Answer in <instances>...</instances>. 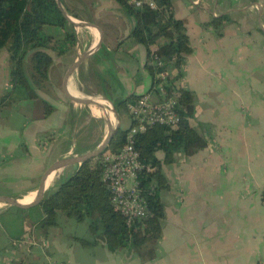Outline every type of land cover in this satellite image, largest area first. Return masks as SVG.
Wrapping results in <instances>:
<instances>
[{"label":"crops","instance_id":"crops-1","mask_svg":"<svg viewBox=\"0 0 264 264\" xmlns=\"http://www.w3.org/2000/svg\"><path fill=\"white\" fill-rule=\"evenodd\" d=\"M60 1L72 21L48 31L59 37L73 32L76 43L62 55L49 52L53 60L43 84L49 83L57 61L62 65V89L69 98L84 102L66 77L79 60L73 80L92 101L101 99L105 109L88 106L91 115L105 116L107 124L109 117V127L113 124L108 116L113 113L110 103L115 106L133 96L124 107L129 128L128 104L144 94L159 98L147 49L130 36L133 15L116 0ZM170 2L192 49L176 80L191 92L195 111L189 123L206 146L188 156L177 151L168 163L163 162L162 151L155 153L167 182L159 191L164 217L155 257L142 261L128 238L111 251L100 225L92 232L88 219L78 220L63 211L56 212L54 225L42 226L28 215L33 206L22 212L1 208L0 264H264V0ZM213 19L217 22L212 23ZM167 44V39L160 38L149 46L150 52ZM0 66L5 69L1 96L11 87L5 48L0 49ZM171 69L175 76L176 69ZM43 98L55 107L47 118L32 120L31 101L20 100L19 111L29 119L19 132L20 139L0 132V175L16 174L24 180L33 171L44 173L56 160L91 151L88 144L80 149L72 145L78 133L69 113L76 108ZM10 105L0 109V131L9 128L11 114L4 109ZM114 116L119 124L116 110ZM45 132L54 138L48 145L43 142ZM76 167L71 164L54 172L50 188ZM20 187L17 193L0 196L33 198L37 186ZM81 239L90 243L83 244Z\"/></svg>","mask_w":264,"mask_h":264},{"label":"trees","instance_id":"trees-1","mask_svg":"<svg viewBox=\"0 0 264 264\" xmlns=\"http://www.w3.org/2000/svg\"><path fill=\"white\" fill-rule=\"evenodd\" d=\"M116 1L126 6L133 15L135 26L130 36L146 47L147 56L150 54V45L160 38L168 40L166 46L158 47L156 51L176 69V77H180V65L192 49L183 21L173 16L170 0H155L156 9H135L128 4V0ZM216 22L213 19L212 23ZM66 25L68 21L56 0H0V49L5 48L8 52L11 85L0 96V108L17 99H30L32 120L45 119L55 110L49 101L36 93L35 86L48 80V70L53 60L48 50L62 55L75 45L73 32H65L59 37L48 31V28H64ZM148 66L153 70L155 78V68ZM174 93L178 96V126L171 130L164 125H154L134 137V146L144 165L137 173L138 189L147 207L144 219L127 228L123 217L113 209L109 190L102 180L103 155L118 152L126 140L128 128L122 130L118 127L103 152L77 165L67 179L43 196L37 204L42 211L38 222L42 226L54 225L57 211L73 215L78 220L86 218L92 232L99 225L102 227L103 239L109 250L115 251L128 238L142 261L153 259L156 255L155 242L161 235L164 217L159 191L167 187L160 167L161 161L155 153L162 151L163 162L168 163L173 160V154L177 151L188 156L206 146V140L189 123L195 111L191 92L179 87ZM132 98L130 96L117 102L115 110L120 106L125 107ZM146 166L150 169H146ZM80 241L83 244L90 243L83 239Z\"/></svg>","mask_w":264,"mask_h":264},{"label":"built area","instance_id":"built-area-1","mask_svg":"<svg viewBox=\"0 0 264 264\" xmlns=\"http://www.w3.org/2000/svg\"><path fill=\"white\" fill-rule=\"evenodd\" d=\"M128 4L135 9L157 8L155 0H128ZM148 60V64L155 68L159 98L153 100L150 95L144 94L128 104L132 123L125 143L118 152H107L102 158V180L109 190L113 209L123 217L127 228L147 215L146 202L137 182V173L144 165L134 146V137L154 125L175 129L180 121L178 96L174 93L179 88L176 74H172V67L156 50H151ZM145 168L150 169L149 166ZM262 202L264 204V192Z\"/></svg>","mask_w":264,"mask_h":264},{"label":"rangeland","instance_id":"rangeland-1","mask_svg":"<svg viewBox=\"0 0 264 264\" xmlns=\"http://www.w3.org/2000/svg\"><path fill=\"white\" fill-rule=\"evenodd\" d=\"M48 52H52L51 50H48ZM53 56L57 55L54 51L52 52ZM61 64H58L57 61L54 63V73L50 75L49 83L41 84L40 86H35L36 93L43 98V96H47L48 98H53L55 101H62L65 102L67 105L76 108L77 111H74L73 113H69V116H71L70 121L73 124V128L77 130V135L75 136V139L72 145H75L77 148H82L83 144H88L92 149H94L106 136L108 131V124L104 120V116L102 115H91L90 109L88 106L80 105V104H73L71 101L67 98V96L64 94L62 89V71H61ZM27 69L28 66L26 65ZM28 73V71H27ZM62 75V76H61ZM5 77V69L3 66H0V81L4 82ZM70 81H73L75 87L81 95L84 98H88L89 94L84 92L79 88V85L75 83L73 80V77L69 79ZM9 84V83H8ZM104 86V85H102ZM4 94V92H3ZM2 94V95H3ZM57 94L59 97H57ZM1 95V96H2ZM20 100L25 99H17L12 102H10V107H7L5 111L6 115L8 113L11 114V116H8L9 120L8 122L10 125L8 126V130L1 129L0 132H8L9 135L12 137V139H20L19 132H21V129L29 122V119L24 116V114L19 111V108L21 105H18ZM30 100V99H26ZM31 101V100H30ZM32 103V102H31ZM94 103H97L96 105ZM90 107H92L93 110L96 111H103L100 104L97 101H94ZM16 104V105H15ZM106 104V103H105ZM112 104V103H110ZM107 105V104H106ZM5 106L1 107L0 109L4 108ZM98 107V108H96ZM75 110V109H74ZM111 110V109H110ZM118 118H119V124L118 121H114V125H117L120 129H126L129 126V116L126 111V109L123 106H120L117 110ZM96 117L97 119L93 118ZM7 117V116H6ZM5 118V117H4ZM51 133L45 132L43 133V142H46L47 145L54 139L51 137ZM72 143V142H70ZM69 144V143H67ZM48 148V147H47ZM91 149V150H92ZM35 165V164H33ZM41 170V169H39ZM38 170V171H39ZM59 170V169H58ZM55 171L56 174H58L59 171ZM16 175V174H15ZM11 174H3L0 175V194H14L22 190L20 187L21 185L29 184L32 187L37 186L40 183L41 177L43 175V171L41 173H36L33 171L32 176L30 177L26 175V178L22 180L21 176L19 175L15 176ZM25 176V175H22ZM68 176L62 177L61 181H64L67 179ZM56 184L54 183L51 188H49L47 191H44V195L48 194L52 190L56 188ZM25 192V191H23ZM15 207H13L14 209ZM0 210L1 207H0ZM32 221H39V219L42 216V211L38 205L34 206L30 213L28 214Z\"/></svg>","mask_w":264,"mask_h":264},{"label":"water","instance_id":"water-1","mask_svg":"<svg viewBox=\"0 0 264 264\" xmlns=\"http://www.w3.org/2000/svg\"><path fill=\"white\" fill-rule=\"evenodd\" d=\"M57 2V5L60 9V11L62 12L63 16L69 21L71 22V17L67 15V13L65 12V10L63 9L62 7V4H61V1L60 0H56ZM79 64V60H77L75 62V64L72 66V68L68 71L66 77L67 79L71 78L77 68V65ZM66 79V78H65ZM66 89L64 88L63 92L64 94L67 96V93H66ZM67 98L71 101V103L73 104H80V105H85V106H90L94 103V101L92 100H89L87 102H80V101H77V100H74V99H71L67 96ZM114 114H115V107L113 104H110ZM118 129V126L117 125H109L108 127V132L105 136V138L94 148L92 149L91 151L85 153V154H82V155H76V156H72V157H69V158H63V159H59V160H56L55 162H53L52 164H50L46 170L44 171L42 177H41V180H40V183L37 185L36 189H35V192H34V196H33V199L24 207L22 208H14L10 206V204H8L7 202H5L4 200H13L14 198H9V197H3V196H0V207L5 209V210H11V211H15V212H22V211H25L33 206H36L43 198V190H42V186H43V182L44 180L46 179V177L52 173V172H55L56 170L58 169H61L65 166H68V165H71V164H77V165H80L82 162H85L86 160L88 159H91L93 157H96L97 155H99L101 152H103L107 146L109 145L113 135L116 133Z\"/></svg>","mask_w":264,"mask_h":264},{"label":"bare ground","instance_id":"bare-ground-1","mask_svg":"<svg viewBox=\"0 0 264 264\" xmlns=\"http://www.w3.org/2000/svg\"><path fill=\"white\" fill-rule=\"evenodd\" d=\"M71 87H72L73 91H74L79 97H82V98L84 99V102H87V101H89V100L92 99V97L84 98V97L81 95V93L79 92V90H77L76 87H75L74 85H71ZM93 101H94V100H93ZM97 102H98V103L100 104V106H101V104H102L101 99L97 100ZM94 104L96 105L97 103H94ZM96 108H98V107H96ZM101 108L103 109V111H105L104 107H101ZM106 109H107V108H106ZM107 112L109 113L108 109H107ZM108 116H110V117L112 118V121H113V124H114V121H115L114 112H113V113H109ZM104 120H105V116H104ZM109 121H110V118L108 117V124H109ZM113 124H112V125H113ZM53 174H54V172L50 173V174L46 177V178H47V179H46V182H45L44 186L42 187L43 192H44V191H47V190L50 188V186H49L50 183H49V182L52 181V176H53ZM48 179H49V181H48ZM47 181H48V183H47ZM46 184H47V186H46ZM53 184H54V182H53ZM32 199H33V198H14L13 200H4V201L7 202V203L10 204V205H19V204H23V203H29Z\"/></svg>","mask_w":264,"mask_h":264}]
</instances>
